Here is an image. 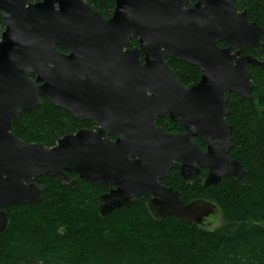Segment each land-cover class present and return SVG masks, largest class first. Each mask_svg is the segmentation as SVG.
Returning <instances> with one entry per match:
<instances>
[{
    "label": "water",
    "instance_id": "obj_1",
    "mask_svg": "<svg viewBox=\"0 0 264 264\" xmlns=\"http://www.w3.org/2000/svg\"><path fill=\"white\" fill-rule=\"evenodd\" d=\"M191 1L115 0L106 18L84 0H0L6 24L0 42V235L9 223L6 208L42 202L44 187L36 180L58 178L76 190L70 174L110 188L100 197L103 218L141 196L151 198L148 207L158 221L202 226L218 213L209 201L185 204L162 181L172 170L188 184L207 170L205 187L245 175L230 156L239 143L226 120L228 100L229 94L254 98L247 65L264 68V58L243 51L264 46V28L237 0ZM133 38L139 47L129 49ZM172 58L200 68V81L183 87L168 64ZM41 99L98 129L67 135L54 148L23 142L14 124ZM164 116L186 133L159 128Z\"/></svg>",
    "mask_w": 264,
    "mask_h": 264
},
{
    "label": "trees",
    "instance_id": "obj_2",
    "mask_svg": "<svg viewBox=\"0 0 264 264\" xmlns=\"http://www.w3.org/2000/svg\"><path fill=\"white\" fill-rule=\"evenodd\" d=\"M84 1L106 18L115 10V0ZM237 2L249 11L252 22L264 28V0ZM5 28L0 12V42ZM138 46V39L133 38L129 48ZM58 50L69 53L62 47ZM244 54L262 59L264 46L257 52L246 47ZM168 64L185 88L201 79L196 66L174 58ZM247 70L254 98L229 94L226 118L233 127L232 138L239 143L230 156L242 163V179L225 177L219 185L205 187L207 170L189 184L174 170L163 181L180 192L185 204L205 200L217 205L222 218L217 229L184 225L175 218L158 221L146 196L103 218L100 197L108 187L73 176L78 187L72 190L58 178L45 177L36 180L44 187L41 203L4 210L9 223L0 235V264H264V68L247 66ZM157 124L170 133L184 132L181 124L167 116ZM94 127L92 121L77 119L41 99L38 108L16 120L14 134L25 143L54 148L61 138ZM195 141L206 148L202 141Z\"/></svg>",
    "mask_w": 264,
    "mask_h": 264
},
{
    "label": "flooded vegetation",
    "instance_id": "obj_3",
    "mask_svg": "<svg viewBox=\"0 0 264 264\" xmlns=\"http://www.w3.org/2000/svg\"><path fill=\"white\" fill-rule=\"evenodd\" d=\"M191 3L192 4H195L196 3V1L195 0H192L191 1ZM114 13V12H113ZM113 15V14H112ZM112 17V16H111ZM111 17H109V18H111ZM131 42V41H130ZM221 45H223V46H221ZM220 46L221 47H226V45L225 44H220ZM139 47V46H138ZM138 47H136V48H138ZM59 48V47H58ZM246 48V47H245ZM244 48V49H245ZM249 48V47H248ZM129 49H131V48H129ZM135 49V48H134ZM69 54V53H68ZM243 55H245V56H248L247 54H244V51H243ZM253 56V55H252ZM247 66H252V65H247ZM191 88V87H190ZM187 89H189V88H187ZM165 117V116H164ZM168 117V116H167ZM163 118V117H162ZM169 118V117H168ZM159 119H161V118H159ZM158 119V120H159ZM158 120H157V122H158ZM173 122V121H172ZM94 123V122H93ZM176 123V122H175ZM94 125H95V123H94ZM158 125V124H157ZM159 127V126H158ZM159 128H161V127H159ZM98 129V127L95 125V127L94 128H91V129H81V130H93V131H96ZM163 129V128H162ZM81 130H79V131H81ZM165 130V129H164ZM166 131V130H165ZM78 132V131H77ZM76 132V133H77ZM167 132V131H166ZM76 133H74V134H76ZM167 133H169V134H178V135H180V134H185L186 133V131H185V129H184V132H182V133H170V132H167ZM69 135H71V134H69ZM114 137V139H112V137ZM110 138L112 139V140H115L116 138H115V136H113V135H110ZM204 149V148H203ZM206 149V148H205ZM172 171H174V170H172ZM171 171V172H172ZM178 171V170H177ZM170 172V173H171ZM179 172V171H178ZM179 175H180V172H179ZM70 176L73 178V179H76L77 181H78V179L76 178V177H73V176H77L78 178H79V176L78 175H76V174H70ZM80 179V178H79ZM166 180V179H165ZM164 181V180H163ZM163 181H162V183H163ZM164 185V184H163ZM41 186V185H40ZM165 186V185H164ZM167 187V186H166ZM169 188V187H168ZM109 190H110V188H109ZM109 192V191H108ZM107 192V193H108ZM150 198V197H149ZM150 200H151V198H150Z\"/></svg>",
    "mask_w": 264,
    "mask_h": 264
},
{
    "label": "rangeland",
    "instance_id": "obj_4",
    "mask_svg": "<svg viewBox=\"0 0 264 264\" xmlns=\"http://www.w3.org/2000/svg\"><path fill=\"white\" fill-rule=\"evenodd\" d=\"M221 223H222V218H221V215L218 212L217 214L209 217L205 221L204 225L209 230H215V229H217L220 226Z\"/></svg>",
    "mask_w": 264,
    "mask_h": 264
}]
</instances>
